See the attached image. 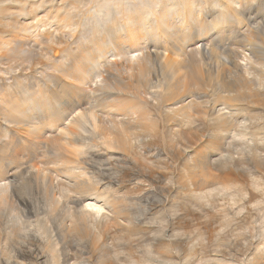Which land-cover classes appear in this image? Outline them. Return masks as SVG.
<instances>
[{"label": "bare ground", "instance_id": "6f19581e", "mask_svg": "<svg viewBox=\"0 0 264 264\" xmlns=\"http://www.w3.org/2000/svg\"><path fill=\"white\" fill-rule=\"evenodd\" d=\"M53 3L54 8L58 6L56 1ZM209 3L219 9L214 13L212 10L214 17L209 19L212 21L211 29L215 25L219 31L226 20H230V24L233 21L238 27L246 23L244 50L237 48L239 43L236 48L231 47L233 51L229 57L225 52L218 54L220 51H215L213 47L215 36L211 37L213 40L201 39L206 32L208 34L204 31L206 28L199 29L198 25L199 30H195L191 27V21L199 22L197 16L207 17L210 12L207 15L201 13ZM88 4L82 22L85 29L75 39L73 33L65 38L70 40V47H65L64 53L59 56V51L52 48L57 45L59 36H54L47 27L53 25L55 29L56 25L58 30L61 28L60 32L63 28H68L70 32L72 25L68 18L55 19L40 0H18V5L8 8L17 11L12 19L15 25L18 24L17 30L25 34L22 38L0 37L3 39L0 43V63L9 62L7 68L4 67L6 65L0 68V72L14 79L18 85L15 92H4L3 88L0 91V152L6 153L9 147H13L8 151L12 150L11 153L5 155V160H0V216L7 215L13 233L26 228L28 214L66 211L71 221L69 230L77 232L83 226L96 224L107 216L110 194L106 189L109 183L104 185L103 181L102 189L97 184L102 181L101 175L109 172L111 161L119 160L120 156L117 158L118 155L114 154L115 149H122L125 154L128 148V152L131 148L142 149L148 136L155 132L151 111L144 105L147 98L154 101V106L162 105L165 114L176 120L174 126L179 132L182 123L187 127L194 122L192 116L195 112H202L205 116L210 113L218 120L231 117L239 109L219 102L225 97V91H230L226 89L234 86L248 88L251 83L257 85L261 82L257 72L258 68L264 69V47L257 41H263L261 37L264 34L261 33L264 28L259 30L258 24L251 26L250 20L254 4L264 9V0H251L250 3L249 0H198L195 7L189 6V0H89ZM133 6L136 12L131 10ZM4 10L8 11L0 6V13ZM110 17L112 24L103 27L101 21ZM255 17L253 20H256ZM168 19L170 23H167ZM79 27L73 26L74 31H79ZM189 28L195 30V35L201 36L200 40L194 41L193 33L187 34L191 33ZM179 30L180 34L181 30L186 34L180 35L184 37L182 39L179 33L176 34ZM215 32L217 35L218 32ZM174 35L179 37L177 48L174 50L171 44V48L167 47L172 51L168 50L166 42L164 47L170 54L166 51L165 56L159 54L160 50L154 55L145 46L148 40L155 42L166 37L170 40L168 38L173 36L174 39ZM219 41L216 42L218 45ZM43 44L52 45H47L50 47L49 55L43 53ZM173 51L179 60L181 57V64L170 60L173 59ZM43 57L52 60L48 71H54L56 77L48 73L42 81L30 76L31 79L17 80L19 72H30L28 68L35 63L40 67ZM207 57L214 59L212 67L217 68L215 71L209 70L211 66L207 69V86L212 88L210 93L214 97L210 107L207 106L209 100L205 98L213 97L202 91L205 77L199 73V67L208 60ZM18 60L21 62L16 63ZM118 61L121 64H117ZM181 65L190 69L181 73ZM251 76L253 78L250 79ZM131 96L139 99L136 101V97L134 100ZM216 104L220 106L217 108ZM147 131L149 134L142 136ZM229 133L235 140L239 137L243 147L252 151H256L257 145L264 144V141L255 143L254 139L245 142L247 131L244 125L240 132L231 130ZM216 154L214 159L222 156L223 151ZM29 155L32 156L28 159L33 157L36 161L44 156L45 161L30 160L32 163H27L24 159ZM38 228L44 237L47 232L45 224L39 222ZM261 236L264 242V228ZM21 250V246L14 247L13 256H21ZM262 258L264 243L256 248L255 255L248 259L247 264H255ZM53 264L58 263L53 260Z\"/></svg>", "mask_w": 264, "mask_h": 264}, {"label": "rangeland", "instance_id": "374dc122", "mask_svg": "<svg viewBox=\"0 0 264 264\" xmlns=\"http://www.w3.org/2000/svg\"><path fill=\"white\" fill-rule=\"evenodd\" d=\"M53 1L58 3L56 6L61 7L54 8ZM88 2L89 0H40L41 4L46 5L51 16L55 19L66 17L72 25L70 32L68 28L62 29L66 33L60 32L61 28L58 30L56 25L55 29L53 25H49L47 30L53 32L54 36H59L58 43L53 45L54 47L51 44H46V46L43 44L41 47L42 50L44 49L43 53L48 55L51 53L47 45L59 51L58 56L64 53L65 47H70V40L65 38L75 34L73 35L75 39L81 34L82 29H85L82 22H84L87 8L90 5ZM15 5H18V0H0V6L8 10L0 13L1 38H22L25 35L21 34L22 30L21 32L17 30L18 24L15 25L12 19L17 11L8 9ZM210 5L211 3L201 13L207 15L210 12V16L207 15L208 18L200 15L202 18L197 16L199 22L191 21V27H195V30L201 27L206 28L204 31H208L209 35L207 32V35L202 33L201 38L195 35L193 28L188 29L191 33L183 29L187 31L185 33L191 35L193 33L194 41L203 39V37L212 39L215 36L213 47L218 48L214 50L220 51L218 54L225 52L227 57L232 53V48H236L239 43L237 48L244 50L246 48L244 41L247 31L244 30L246 23L243 22L239 28L233 21L230 24V20H226L228 23L224 22V26L222 24L225 31L219 28L222 35L214 24L213 29L210 27L212 21L210 22L209 19L212 20L211 17H214L212 10L213 13L219 11L218 8L215 9ZM256 6L254 4L252 15L256 16L257 21L253 20V17L250 20L251 23L256 24L249 23L251 26L258 24L260 30L264 28V9ZM207 9L209 11H206ZM131 10L137 11L134 6ZM112 17L108 20L103 19L101 25L110 26ZM203 21L207 24L206 27ZM195 23L198 24L194 25ZM76 25L81 26L79 31L77 29L74 31L73 26ZM232 25L235 27L233 28ZM183 30L181 34L180 30L176 34L179 33L180 37ZM232 30L234 32L230 35L229 32ZM215 31L218 32L217 35L214 34ZM241 31L244 34L241 35ZM261 34H264V30ZM183 36L181 37L184 38ZM222 36L224 38L221 41ZM174 37L177 41L172 36V41L171 38L167 40V37L164 38L165 40H159L163 43L155 41L160 46L152 40L146 41L145 46L149 47L148 49L154 55L162 51L159 54L165 56L167 46L170 47L172 44L171 47L174 46V50L177 48L179 37L176 35ZM261 38L263 41L260 40L257 43L264 47V36ZM1 40L3 39H0V43ZM217 40L221 41L219 45ZM166 42L167 45L164 47ZM234 42L235 44H232ZM241 42H244V46ZM223 48L225 50H222ZM170 51L167 53L170 54ZM173 53L174 51L171 57L175 60L178 56ZM45 59L47 58L41 59L40 67L35 63L28 68L27 71H30L28 73L19 72L17 80L22 81L32 77L42 81L43 78L45 80L46 76L48 77V73L49 76H54L56 74L54 71L51 69H49L50 72L48 71V65L52 60ZM173 59L170 60L174 63L179 61L177 65L181 64V57L180 60L179 58L175 61ZM208 60L212 63L210 64ZM208 60L204 61L206 64L201 63L203 64L199 67L201 71L198 70L205 77L201 89L211 96L212 88L210 85L207 86L209 84L206 79L209 72L207 69L209 66H211L210 71H215L217 68L212 67L214 62L212 57ZM7 62L2 61L4 64L0 63V68L4 65L7 68L9 64ZM20 62L21 60H18L16 63ZM118 62L116 63L121 64L120 61ZM188 69H190L189 66L181 65L179 72L182 70L181 73H183ZM257 73L261 79L260 84L251 83L248 88L229 87L226 90L230 91H225V97L219 101L224 102L225 105H231L232 108L237 107L238 112H233L231 117H224L221 120L215 119L210 113L205 116L202 112L199 114L195 112L192 116L194 122L187 127L182 123L179 132L174 126L176 120L165 114L162 105L155 104L154 106V101L146 97V102L144 97V105L150 109L152 119H154L155 132H152L151 137L148 136L142 149L131 148L128 152V148L127 154L121 151L122 149H115L114 154L118 155L117 158L120 156L119 160L111 161L109 172L107 175H101L102 181L97 184L98 188L102 189L103 184L109 183L106 189L110 194L107 216L98 223L96 221V224H90L91 227L86 225L80 227L81 229L77 232L69 230L71 221L66 211L28 214L26 228L13 233L7 215H1L0 264H53V260L58 264H222V262L223 264L228 262V264H247L248 259L255 255L256 248L264 243L261 238L264 228V144L257 145L256 151H252L243 147L244 144L240 143L239 137H236V140L231 138L229 131L240 132L244 125L247 131L245 142L249 143L251 139H254L255 143L264 141V69L258 68ZM0 74V91L3 88L4 92H15L18 89L17 82L3 72ZM54 81L57 82L55 79ZM57 84L60 87L58 82ZM131 97L134 99L136 96ZM65 99L67 100V97ZM135 99L137 101L139 98ZM205 99L209 100L207 102L209 107L214 102V97ZM219 106L216 104L217 108ZM147 134H149L148 131L142 136ZM10 148L13 150L11 146L8 150L6 149V153L0 152V160H5V155L11 153L12 150L8 152ZM220 151H223L222 156L214 159L218 155L216 153ZM31 156L26 157L24 161L27 160L25 161L27 163H32L33 160L35 162L45 161L44 156L40 157V160L36 158L37 161L33 157L28 159ZM39 203L42 204V202ZM259 207H262V210H259ZM39 222L44 223L47 228L44 237L41 236L42 232L38 228ZM18 246H21L22 253L21 256L15 258L13 249ZM255 264H264V258L256 261Z\"/></svg>", "mask_w": 264, "mask_h": 264}, {"label": "snow or ice", "instance_id": "6c2138e0", "mask_svg": "<svg viewBox=\"0 0 264 264\" xmlns=\"http://www.w3.org/2000/svg\"><path fill=\"white\" fill-rule=\"evenodd\" d=\"M198 2V0H189V6H191V7H195V4ZM251 2V0H249V3ZM174 15V14H173ZM171 21L168 19L167 20V23H170ZM217 22H219V21H217ZM204 26L206 27L207 26V24H204Z\"/></svg>", "mask_w": 264, "mask_h": 264}]
</instances>
